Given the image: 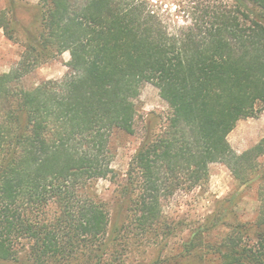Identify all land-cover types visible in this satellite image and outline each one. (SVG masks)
<instances>
[{"label":"trees","instance_id":"1","mask_svg":"<svg viewBox=\"0 0 264 264\" xmlns=\"http://www.w3.org/2000/svg\"><path fill=\"white\" fill-rule=\"evenodd\" d=\"M176 2L172 14L152 0H41L39 34L0 73V259L19 260L28 246L33 264H264V137L242 153L229 140L240 120L264 113V0ZM10 23L0 10V31L13 38ZM65 51L63 77L23 86ZM146 82L170 107L157 127L158 115L140 110ZM140 121L121 189L127 212L125 203L112 222L96 185L118 176L115 134ZM216 162L257 185V217L225 207L163 255L183 232L168 201L205 191ZM137 245L130 263L124 247Z\"/></svg>","mask_w":264,"mask_h":264},{"label":"rangeland","instance_id":"2","mask_svg":"<svg viewBox=\"0 0 264 264\" xmlns=\"http://www.w3.org/2000/svg\"><path fill=\"white\" fill-rule=\"evenodd\" d=\"M167 13H177L176 0H152ZM178 1V0H177ZM221 3L223 0H216ZM41 0H0V10H5L11 20L10 33L0 31V73H6L20 60L25 46L32 43L41 29V22L37 19L39 15ZM71 53L65 51L56 57L49 58L41 66L23 78V86L33 87L41 81L50 78H61L69 70L68 61ZM140 110L142 115L148 113L157 114L153 120V126L157 127L165 121L170 114L167 101L162 98L159 88L151 82H146L140 96ZM144 122H138L136 127L128 130H120L114 137L115 156L113 166L118 176L116 178H102L97 182V191L101 199L107 204L111 212V220L115 222L119 218L120 209L127 201L121 193L124 177L129 169L132 157L138 150L142 141ZM264 137V113L254 117L240 120L235 129L230 133L229 140L235 150L239 153L256 145ZM236 196V198H234ZM258 187H247L240 183L233 175L230 168L222 163L216 162L210 165V181L205 191L195 189L191 192L178 191L167 203L166 212L180 224L183 232L170 239L168 248L163 255L177 254L178 245L186 237L190 229L206 218L222 212L223 208H233L234 214L241 221H253L258 214L259 199ZM230 215V214H228ZM121 223L126 215H121ZM236 217V216H235ZM231 220V218H228ZM120 223V224H121ZM178 226V225H177ZM180 231V230H179ZM216 229L213 232L216 234ZM25 248V247H24ZM28 246L21 251L19 260L0 259V264H33L27 256ZM124 250L129 253L128 262L134 263L141 258L143 246H135ZM153 252V251H151ZM155 253L154 255H156ZM172 264H176L173 262ZM183 264H221L219 260L201 261L192 258Z\"/></svg>","mask_w":264,"mask_h":264}]
</instances>
